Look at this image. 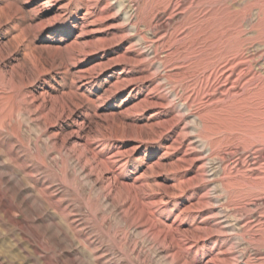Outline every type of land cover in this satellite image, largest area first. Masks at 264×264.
Here are the masks:
<instances>
[{
  "label": "rangeland",
  "instance_id": "obj_1",
  "mask_svg": "<svg viewBox=\"0 0 264 264\" xmlns=\"http://www.w3.org/2000/svg\"><path fill=\"white\" fill-rule=\"evenodd\" d=\"M0 264H264V0H0Z\"/></svg>",
  "mask_w": 264,
  "mask_h": 264
},
{
  "label": "bare ground",
  "instance_id": "obj_2",
  "mask_svg": "<svg viewBox=\"0 0 264 264\" xmlns=\"http://www.w3.org/2000/svg\"><path fill=\"white\" fill-rule=\"evenodd\" d=\"M183 8V7H182ZM260 55V54H259ZM228 77V76H227Z\"/></svg>",
  "mask_w": 264,
  "mask_h": 264
}]
</instances>
